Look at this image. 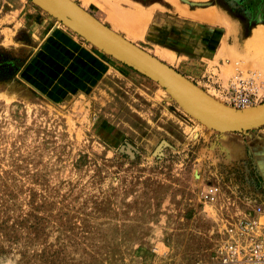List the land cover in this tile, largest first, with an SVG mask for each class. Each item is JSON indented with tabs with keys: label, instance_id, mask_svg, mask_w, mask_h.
<instances>
[{
	"label": "rangeland",
	"instance_id": "374dc122",
	"mask_svg": "<svg viewBox=\"0 0 264 264\" xmlns=\"http://www.w3.org/2000/svg\"><path fill=\"white\" fill-rule=\"evenodd\" d=\"M68 1L224 109L256 72L246 111L264 105V0ZM256 177L264 123L217 122L39 0H0V264H215Z\"/></svg>",
	"mask_w": 264,
	"mask_h": 264
},
{
	"label": "water",
	"instance_id": "95a60500",
	"mask_svg": "<svg viewBox=\"0 0 264 264\" xmlns=\"http://www.w3.org/2000/svg\"><path fill=\"white\" fill-rule=\"evenodd\" d=\"M67 22L82 31L105 48L126 60L132 66L160 81L188 102L205 112L216 121H221L230 126L246 129L264 123V105L259 109L244 113L234 112L219 108L210 102L186 81L171 73L129 43L125 42L97 21L88 16L81 9L68 0H39Z\"/></svg>",
	"mask_w": 264,
	"mask_h": 264
},
{
	"label": "built area",
	"instance_id": "2783aa9c",
	"mask_svg": "<svg viewBox=\"0 0 264 264\" xmlns=\"http://www.w3.org/2000/svg\"><path fill=\"white\" fill-rule=\"evenodd\" d=\"M224 90L225 97L237 111H246L262 102L260 75L249 72L239 73ZM256 197L261 199L252 211L247 209L248 217L233 223L227 230V238L217 244L215 264H264V182L256 177ZM223 189L219 184L209 185L203 192V200L215 204L220 200Z\"/></svg>",
	"mask_w": 264,
	"mask_h": 264
},
{
	"label": "crops",
	"instance_id": "0c3cea01",
	"mask_svg": "<svg viewBox=\"0 0 264 264\" xmlns=\"http://www.w3.org/2000/svg\"><path fill=\"white\" fill-rule=\"evenodd\" d=\"M257 10L254 12L252 19H253V23L254 24H258V23H262L264 24V13L260 10V6L259 4H257ZM259 25V24H258ZM246 156V154H245ZM235 157L237 158H241L244 157L242 152H238L237 154H235Z\"/></svg>",
	"mask_w": 264,
	"mask_h": 264
},
{
	"label": "bare ground",
	"instance_id": "6f19581e",
	"mask_svg": "<svg viewBox=\"0 0 264 264\" xmlns=\"http://www.w3.org/2000/svg\"><path fill=\"white\" fill-rule=\"evenodd\" d=\"M173 90V89H172ZM211 102V101H210ZM189 103H191V105L192 106H194V107H196L192 102H189ZM216 105V104H215ZM216 106H218V105H216ZM219 108H221V109H224V108H222V107H220V106H218ZM262 107V106H261ZM197 108V107H196ZM197 109H199V108H197ZM259 109V108H258ZM200 110V109H199ZM224 110H227V109H224ZM257 110V109H256ZM200 111H202V110H200ZM227 111H231V110H227ZM252 111H255V110H252ZM252 111H246V112H244V113H248V112H252ZM203 112V111H202ZM231 112H234V111H231ZM204 114H206L205 112H203ZM207 115V114H206ZM215 120V119H214ZM218 122V121H217ZM220 123H223V124H225V125H228V126H230L229 124H227V123H224V122H221V121H219ZM219 124V123H218ZM230 127H232V128H236V127H233V126H230ZM241 129V128H240Z\"/></svg>",
	"mask_w": 264,
	"mask_h": 264
}]
</instances>
